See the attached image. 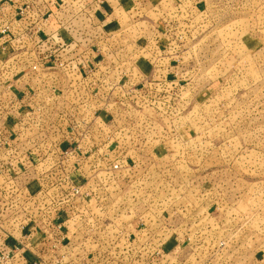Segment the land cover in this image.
<instances>
[{
	"label": "rangeland",
	"instance_id": "374dc122",
	"mask_svg": "<svg viewBox=\"0 0 264 264\" xmlns=\"http://www.w3.org/2000/svg\"><path fill=\"white\" fill-rule=\"evenodd\" d=\"M142 2L118 16L125 26L106 48L137 55L136 65L143 58L153 79L160 65L165 89L178 87L163 109L148 100L131 113L148 123V139L136 140L143 185L122 181L93 234L106 242L121 232L118 243L150 248L101 256L107 264H264V0ZM84 33L77 40L97 45L98 35ZM119 114L117 131L127 121L124 108Z\"/></svg>",
	"mask_w": 264,
	"mask_h": 264
},
{
	"label": "built area",
	"instance_id": "2783aa9c",
	"mask_svg": "<svg viewBox=\"0 0 264 264\" xmlns=\"http://www.w3.org/2000/svg\"><path fill=\"white\" fill-rule=\"evenodd\" d=\"M67 2L0 0V153L6 158L0 162L6 180L0 209L27 214L20 237L0 227V264H85L83 253L92 255L86 264H107L97 257L101 251L150 248L118 243L121 232L106 242L93 234L122 181L127 188L143 185L138 174L146 168L136 158L144 150L136 140L148 139V123L131 113L150 102L163 109L178 86L165 89L137 60L114 61L109 42L99 36L86 48L101 53L100 63L70 58L84 43H66L47 30L54 17L68 32L61 18ZM123 108L127 121L117 131Z\"/></svg>",
	"mask_w": 264,
	"mask_h": 264
},
{
	"label": "crops",
	"instance_id": "0c3cea01",
	"mask_svg": "<svg viewBox=\"0 0 264 264\" xmlns=\"http://www.w3.org/2000/svg\"><path fill=\"white\" fill-rule=\"evenodd\" d=\"M67 5L64 6V8L61 10V18H62V23L66 26V30L68 32L70 30H78L77 34L75 37H70L67 35L66 43H73L75 45H78L77 43L81 40H77V36L79 35L80 37L84 33L85 27L83 23L87 22L90 25H87L90 31L93 33V35L97 34L100 37V33L106 32L109 39L107 41L109 42L110 46L113 38V35L117 33L118 28L120 29L121 27H124L125 25L122 24L121 20L119 19V15L123 16H128V14L138 11L139 6H144L142 0H68ZM139 2V3H138ZM157 11L159 12V7H156ZM42 11H45L44 8H42ZM77 16V17H76ZM76 17V18H75ZM124 21V20H122ZM144 23L147 21H143ZM142 22V23H143ZM148 23V22H147ZM139 23H136L135 25H130V27H135ZM72 25V26H71ZM53 27V30L56 28V26L51 24ZM121 26V27H120ZM108 31V32H107ZM61 35L62 33H65V31L61 30ZM55 35V34H54ZM57 36V35H55ZM118 37V33L116 35ZM73 38V40H72ZM71 41V42H70ZM72 46V45H71ZM81 48L77 50L76 53H72L70 55V58L73 57H79L80 58H86V57H91L92 59L95 60V63H100L102 60V55L96 54L93 50L87 49L86 44H81ZM113 57L111 56V59L114 61H120L123 59V61H126V63H131L132 60H134V57L137 55H125L120 56L123 58H120L118 55L112 53ZM139 57H144L140 54H138ZM125 57V58H124ZM91 59V60H92ZM143 58L140 59L141 64L138 65V67L141 69L142 72L148 73L150 71V64L145 62V60H142ZM157 74H162L158 75L156 80L159 81H165L166 76H165V69H162L161 66H157V69L155 70ZM171 74L170 77L173 76H178V71L176 68H171L170 70ZM22 86V85H21ZM6 158L2 156L0 153V162L4 161ZM5 170H9V168H5ZM7 174L5 173L4 176ZM6 182L5 178L0 177V188L1 184H4ZM15 216L18 218L16 219ZM27 214L23 212L22 210H15L14 208H6V209H0V227L8 231L10 233H13L15 236L20 237L19 233V227L21 224L27 222L24 221L27 217ZM16 222V223H15ZM30 228H32V225H30ZM0 252H3V248H0ZM106 252H100L99 256H97L100 259V263L104 262V256L102 257L101 254H105ZM113 253V252H108Z\"/></svg>",
	"mask_w": 264,
	"mask_h": 264
}]
</instances>
